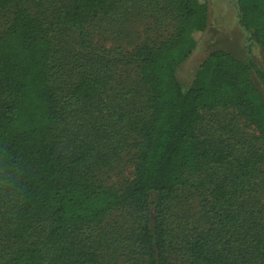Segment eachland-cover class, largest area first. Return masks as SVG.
Wrapping results in <instances>:
<instances>
[{
  "label": "trees",
  "instance_id": "trees-1",
  "mask_svg": "<svg viewBox=\"0 0 264 264\" xmlns=\"http://www.w3.org/2000/svg\"><path fill=\"white\" fill-rule=\"evenodd\" d=\"M237 5L264 56V0ZM160 13L171 31L118 53L88 30ZM208 20L206 0H0V264H264V230L246 245L209 170L232 154L197 133L204 112L232 109L264 145V70L215 49L185 88L178 70ZM127 66L129 85L117 82ZM125 151L132 177L99 182ZM260 159L240 167L239 187ZM202 171L209 193L183 223L169 206ZM17 223L35 228L29 242Z\"/></svg>",
  "mask_w": 264,
  "mask_h": 264
},
{
  "label": "rangeland",
  "instance_id": "rangeland-1",
  "mask_svg": "<svg viewBox=\"0 0 264 264\" xmlns=\"http://www.w3.org/2000/svg\"><path fill=\"white\" fill-rule=\"evenodd\" d=\"M209 7V20L205 32L201 33L199 43L192 55L180 66L178 78L185 88L192 83L198 67L208 54L215 49H223L234 54L243 61L252 60L260 69L264 70V56L255 43L248 41L246 29L239 23L237 0H206ZM156 15L146 14L133 17L125 29L120 28L116 22L100 23L98 26L88 27L94 43L113 48L114 52L123 49L135 42L144 41L147 37L155 38L164 31H171L172 19L165 13H160V20H155ZM122 31V32H121ZM124 51V50H123ZM121 71V80L129 85L136 75V69L127 66ZM260 90L264 93L262 83L254 75ZM197 133L203 142L211 143L214 147L225 148L232 154L231 160L223 166L209 169L214 182L225 183L234 202V210L243 218L241 232L244 242L259 235L264 230V145L256 139L254 129L240 117L237 111L214 110L204 112V120L199 125ZM260 161L254 165V175L245 177L240 167L256 159ZM134 159L129 151L123 152L114 159L111 168L95 171L94 175L99 182L112 187H122L126 180L132 177ZM98 179V178H97ZM203 171L191 175V184L178 191L177 196L169 206V213L174 217L179 215L184 223L186 218L194 219L200 206L198 196L209 193L208 179L203 180ZM122 211L114 213V218ZM115 218V219H116ZM193 220H190V222ZM188 228H191L189 225ZM13 229V230H12ZM12 232L18 230L22 233L23 241H30V233L35 230L33 225L17 223L11 227ZM175 233V232H174ZM9 234V232H8ZM11 238L12 236H8ZM236 237L233 238L235 240ZM6 247V242L0 243ZM245 245V247H246ZM244 247V251H245Z\"/></svg>",
  "mask_w": 264,
  "mask_h": 264
}]
</instances>
